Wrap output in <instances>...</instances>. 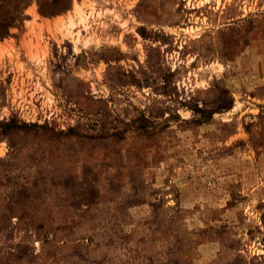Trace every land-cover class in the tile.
<instances>
[{
  "label": "rangeland",
  "instance_id": "rangeland-1",
  "mask_svg": "<svg viewBox=\"0 0 264 264\" xmlns=\"http://www.w3.org/2000/svg\"><path fill=\"white\" fill-rule=\"evenodd\" d=\"M0 264H264V0H0Z\"/></svg>",
  "mask_w": 264,
  "mask_h": 264
},
{
  "label": "crops",
  "instance_id": "crops-1",
  "mask_svg": "<svg viewBox=\"0 0 264 264\" xmlns=\"http://www.w3.org/2000/svg\"><path fill=\"white\" fill-rule=\"evenodd\" d=\"M26 11H28L29 14H31L33 10H32V8L30 7V8H29L28 10H26ZM53 19H54V18H53ZM53 19H51V20L49 19V21H52Z\"/></svg>",
  "mask_w": 264,
  "mask_h": 264
}]
</instances>
